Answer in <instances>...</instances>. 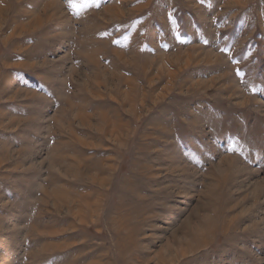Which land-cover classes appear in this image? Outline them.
Segmentation results:
<instances>
[{
    "label": "rangeland",
    "instance_id": "rangeland-1",
    "mask_svg": "<svg viewBox=\"0 0 264 264\" xmlns=\"http://www.w3.org/2000/svg\"><path fill=\"white\" fill-rule=\"evenodd\" d=\"M0 264H264V0H0Z\"/></svg>",
    "mask_w": 264,
    "mask_h": 264
},
{
    "label": "snow or ice",
    "instance_id": "snow-or-ice-1",
    "mask_svg": "<svg viewBox=\"0 0 264 264\" xmlns=\"http://www.w3.org/2000/svg\"><path fill=\"white\" fill-rule=\"evenodd\" d=\"M73 7H76V5H73Z\"/></svg>",
    "mask_w": 264,
    "mask_h": 264
}]
</instances>
